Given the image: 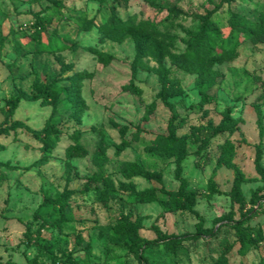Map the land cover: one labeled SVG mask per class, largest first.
<instances>
[{"label":"rangeland","instance_id":"obj_1","mask_svg":"<svg viewBox=\"0 0 264 264\" xmlns=\"http://www.w3.org/2000/svg\"><path fill=\"white\" fill-rule=\"evenodd\" d=\"M210 11L223 37L241 41L238 57L214 65L210 102L201 100L199 82L211 78L204 71L187 73L161 50L149 51L142 58L147 68L134 71L135 41L109 39L91 24L112 13L135 17L147 27L154 49L177 53ZM232 15L261 23L263 33L251 40L247 29L231 30ZM38 21L56 30L62 49L53 50L44 40L34 51L31 26ZM0 33L7 35L0 53V264H55L54 256L88 264H217L222 249L216 241L229 244L227 264H264V0H0ZM87 46L111 55L110 62L98 61ZM84 72L88 76L80 78ZM162 74L177 81L176 94L163 90ZM71 81L77 108L67 99ZM47 85L60 90L55 106L27 98ZM226 109L238 119L228 137L212 128ZM47 122L62 130L49 151L32 132ZM171 130L187 135L180 161L147 150L156 134ZM98 152L104 154L102 167L95 162ZM227 155L231 164L219 165ZM127 162L162 170L161 182L140 174L125 178ZM96 175L114 187L104 201L95 190L106 182L94 180ZM180 178L194 192V201L181 207L164 201L166 194L163 200L138 202L120 187L131 182L136 190L176 191ZM68 192L75 219L56 227L52 221L58 214L44 202ZM122 215L131 224L140 218L136 233L141 239L168 237L183 247L174 252L160 243L136 254L128 238L117 239L108 227ZM241 223L259 227L263 235L244 253L238 251L236 232ZM210 228L218 235L209 244L191 237ZM45 239L53 243L54 254L41 247Z\"/></svg>","mask_w":264,"mask_h":264},{"label":"trees","instance_id":"obj_2","mask_svg":"<svg viewBox=\"0 0 264 264\" xmlns=\"http://www.w3.org/2000/svg\"><path fill=\"white\" fill-rule=\"evenodd\" d=\"M153 3L155 4L154 1ZM212 15L213 11H210L201 17L202 21L197 32L188 38L184 48L177 53L168 52L166 49H161L162 47L160 46L154 49V43L152 41L148 43L149 37H147V27L140 21H135V17H121L116 13H112L106 20L99 23L92 22L91 24L92 26H96L97 30L109 39L122 41L130 37L135 41L138 46V52L132 62V69L134 71L138 67L147 68V65L142 59L144 55L148 54L149 51L151 54L155 55L154 52L160 50L163 54H168L174 65L187 73H194L201 70L204 71V73H206L211 78L207 80H201L199 82L201 100L203 102H210L214 100V97L208 94L207 91L214 82L212 78L214 65L223 61H231L238 57V47L241 43L239 39H235L232 35L229 37H223L219 27L212 20ZM229 21L231 30L235 28L234 26H240L244 29H247L249 34L247 37L248 39L256 40V36L263 33L261 23L252 21L246 17H243L242 15H232ZM31 28L33 30L31 34L35 40L34 51H37V49L41 47L44 40L52 45L53 50H60L63 48L62 44L58 43L56 39V30H50L49 24L47 22L38 21L33 23ZM159 35H161V33L158 32V36ZM6 38L7 35H2V33H0V53L4 47ZM84 49L102 63H108L111 60V55L100 51L96 47L87 46ZM86 76H88L87 73H80V78H84ZM161 81L163 83V90H165L166 93L173 95L179 90L177 81L174 79H169L165 74L161 75ZM67 86H69V90L66 91L68 95L67 99L70 101L72 106L77 108V98L76 95H74L76 90L75 84L73 81H71ZM129 86L133 91H138V88H136V86L132 83H130ZM59 95V88L47 85L46 87L44 86L41 88L36 95L28 96L27 98L41 99L42 103H52L55 106L57 104ZM19 100L20 96H17L12 100L13 107L17 105ZM224 112L225 116L222 121L212 128L215 134L228 137L229 132H231V130L236 126L238 119L232 117L227 109ZM71 113L75 114L77 111H72ZM173 121L174 117H171L169 119V127L173 126ZM32 132L33 135L42 143V148L46 151H49L55 147L60 142L62 136V130L52 122H47L42 130ZM191 136L196 138L194 134H191ZM186 138L187 135L177 136L174 130H171V132L167 135L156 134L151 140V143L147 146V150L156 154L175 156L176 159L180 161L186 155ZM195 142H198V139ZM199 150H201V148L197 151ZM94 158L98 166L102 167L104 162V154L98 152ZM39 162H45L44 156L40 158ZM221 162H227L228 164H231L230 157L227 155L223 161H218V164L220 165ZM122 172L125 178H130L133 175L140 174L150 182H161L163 176L162 170H148L143 168L137 162H127L122 169ZM236 174L238 178H242L240 172L237 171ZM94 180H104L106 182L105 188L95 190V195L100 201L106 200L107 196L112 194V190L114 189L111 181L106 180L102 175H96ZM179 180L182 184L176 191H168L162 187L157 188L152 186L143 190H136L131 182L120 183V187L130 190V192L134 194L135 200L138 202L163 200L162 195L166 194L167 199L164 201L175 207H181L183 204L189 205L192 201H194V192L185 189L184 179L180 178ZM71 198V193L68 192L64 195L49 199L44 202L46 205H50L52 210L58 214V217L52 221L56 227H60L63 224H71V222H73L75 219L73 213L70 210L71 204L69 201ZM250 213H253V210H251ZM139 221L140 218H138L135 223L131 224V222L127 221L126 216L122 215V220H118L114 224L108 225V227L117 234V239L121 237L128 238L131 241L129 246H131V248H135L136 254H139V250L141 249L153 248L158 246L160 243H164L174 252H178L183 247V244L179 242L176 243V245L170 243V239L168 237H164L162 240L150 241L141 239L136 233V227L138 226ZM236 232L239 243L238 251L241 253H244L251 246H257V244L263 240L262 231L256 226L242 224L236 227ZM217 235V231L210 228L203 229L191 237H193V239L205 238L206 243L209 244L208 242L217 239ZM40 245L46 251H50L52 252L51 254H54L53 249H55V247L48 239L43 240ZM215 247L222 249L220 259L216 261V263L227 264L224 254L229 251V244L226 242L221 243L220 241H216ZM53 258L55 264H88L87 261H85L86 259L78 260L70 256L68 259L62 262L56 259V256Z\"/></svg>","mask_w":264,"mask_h":264}]
</instances>
